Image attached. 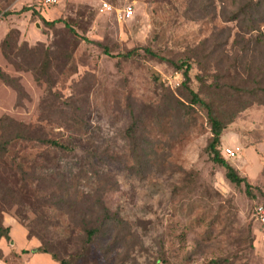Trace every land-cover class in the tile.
Segmentation results:
<instances>
[{"label": "rangeland", "instance_id": "374dc122", "mask_svg": "<svg viewBox=\"0 0 264 264\" xmlns=\"http://www.w3.org/2000/svg\"><path fill=\"white\" fill-rule=\"evenodd\" d=\"M207 5L203 13L190 0H0V70L16 85L0 79V117L22 122L30 138L0 157V225L11 231V241L0 239V264H58L30 252L41 242L70 264H264L255 211L264 207V84L249 76L264 62V6L233 20L237 0ZM39 15L67 22L78 38ZM10 31L6 53L21 68L1 50ZM144 46L157 56L116 57ZM184 59L187 80L176 67ZM189 90L226 123L218 150L251 194L211 161L206 112ZM130 142L146 151L138 168ZM101 206L121 221L89 241Z\"/></svg>", "mask_w": 264, "mask_h": 264}, {"label": "trees", "instance_id": "16d2710c", "mask_svg": "<svg viewBox=\"0 0 264 264\" xmlns=\"http://www.w3.org/2000/svg\"><path fill=\"white\" fill-rule=\"evenodd\" d=\"M207 1L209 0H190L191 5L195 6L198 8L201 12H205L207 10ZM236 1V0H233ZM240 1L243 0H237V7L236 11L232 13L231 18L233 20L239 18L240 16L242 17H247L252 13L253 10L257 7H262L264 6V0H249L246 2V4L241 5ZM41 6V5H40ZM28 11L30 9H21V11ZM19 11V12H21ZM33 13V12H32ZM40 16V15H39ZM40 19L42 20L43 24L47 27H54L56 23L62 22L64 24L65 29L68 31L69 35L73 38H78V35L74 31V29L65 21L61 19H56V20H45L43 17L40 16ZM12 31L8 32L4 39L1 41V50L3 53L4 58L7 60V62L15 65L17 68H21V66L18 63H15L13 59L9 57V55L6 53V49L8 48V43L9 40L12 39L13 36H11ZM84 40V38L82 37ZM264 41V40H263ZM139 48V47H138ZM134 48L131 49L125 53L122 54H117L116 57H121V58H131L137 50H142L146 55L156 57L157 55L151 51L149 47H141V48ZM22 49H27L25 46ZM42 51V49H40ZM30 52H33L35 50L29 49ZM103 53L106 55H110L109 51L107 48L103 47L102 49ZM195 51V50H193ZM49 55L50 51L48 49H43V54H42V59L39 61V70H40V75H45L46 69L49 64ZM197 57V56H196ZM179 65H176L177 70L181 72L182 76H184L185 80L188 79V72L190 69V63L187 59H184L183 61H179ZM34 73V79L36 81H39L38 73ZM251 77H256L259 80H256L255 82L258 84H264V62L260 65L253 64L251 72L249 74ZM0 79L6 84L16 86L15 83L13 82V79L7 77L1 70H0ZM262 87V86H261ZM262 90L264 91V86L262 87ZM254 92V91H253ZM190 93V98L191 102L194 104H198L202 109L205 110L208 124L210 127V133L211 137L210 140L208 141L206 145V152L210 156L211 161H213L215 164L220 165L224 168L225 170V178L235 186H239L243 184L244 190L246 194H251V188L252 185L246 180V178L240 176L236 170L225 161L218 150L219 144H220V137L222 134V131L225 129L226 123L222 121V119L215 113L214 111V105L211 101H207L199 95L192 91L189 90ZM255 94V93H253ZM229 99L225 98L224 103H227ZM131 115V121L130 125L127 129L128 133V138L130 140L133 139V129L134 126L137 124L135 117L133 116L132 112H130ZM27 133V127L22 123L15 121L14 119L2 115L0 117V157H3L10 146V144L18 139L22 140H27L30 139L26 135ZM38 142L41 144H46L49 145L50 147L57 148L61 151H68L69 147L63 143H60L56 140L53 139H47V138H42L38 137L37 139ZM130 154H132L133 157V166L134 168H138L137 166L141 165L142 161L145 159V153L146 151L143 149V145H141L139 142L133 144L130 142ZM142 167V166H141ZM69 208H72V204H68ZM121 220L117 218V213H110L106 208L101 206V212L100 215L96 218L95 224L91 226L90 228L86 230L87 232V237L89 238V241H91L92 238L94 237H99L100 235H103V231H105V228L109 227L111 228L113 225L117 223V226ZM264 225V223H262ZM113 228V227H112ZM264 233V229H263ZM5 239L6 241H11L10 235H9V228L3 227L0 225V239ZM41 242V241H40ZM22 252H27L26 250H22ZM31 253H43L47 254L50 256V258L54 261H56L58 264H70V260L66 257H58L57 254L47 246V244H43L42 242L40 243L39 246L34 247L30 250ZM84 251H80V254L82 255ZM229 259H213L210 261L211 264H229L228 263ZM86 262V261H85Z\"/></svg>", "mask_w": 264, "mask_h": 264}, {"label": "built area", "instance_id": "2783aa9c", "mask_svg": "<svg viewBox=\"0 0 264 264\" xmlns=\"http://www.w3.org/2000/svg\"><path fill=\"white\" fill-rule=\"evenodd\" d=\"M59 0H39V3L41 6L43 7H49V6H53L56 5L58 3ZM103 7H108L109 5L106 3H103L102 5ZM132 10L131 7L128 6L127 8L123 9L122 13H121V17H129L131 14ZM228 156L232 157L234 156V151H231L230 149H226L225 151ZM256 211V215L259 218V220L261 221V223H264V207L262 205H258L255 209Z\"/></svg>", "mask_w": 264, "mask_h": 264}, {"label": "crops", "instance_id": "0c3cea01", "mask_svg": "<svg viewBox=\"0 0 264 264\" xmlns=\"http://www.w3.org/2000/svg\"><path fill=\"white\" fill-rule=\"evenodd\" d=\"M11 232V231H10ZM10 232H9V235H10ZM28 245H31V244H35V242L31 239V240H28L27 241ZM24 245V244H23Z\"/></svg>", "mask_w": 264, "mask_h": 264}]
</instances>
